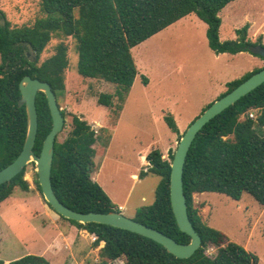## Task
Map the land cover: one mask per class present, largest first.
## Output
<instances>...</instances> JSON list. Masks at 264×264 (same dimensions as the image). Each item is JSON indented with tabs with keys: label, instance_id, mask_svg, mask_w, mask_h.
<instances>
[{
	"label": "trees",
	"instance_id": "obj_1",
	"mask_svg": "<svg viewBox=\"0 0 264 264\" xmlns=\"http://www.w3.org/2000/svg\"><path fill=\"white\" fill-rule=\"evenodd\" d=\"M235 1L41 0L45 17L23 27H12L6 14L0 10V171L20 155L27 135L26 108L18 106L21 80L28 75L49 83L57 101L65 92V72L69 66L67 46L59 44L54 55L38 64L40 55L55 35L75 40L80 76L115 85V92L101 94L98 104L105 108L116 107V117H119L139 73L132 50L189 15L194 14L207 25L208 44L217 55L251 53V47L264 46L262 38L255 42L248 38V25L236 31V40H220V13ZM32 55L35 58L32 59ZM255 56L264 60L259 55ZM261 69L227 83V91L220 97ZM142 81L148 83L144 76ZM115 100L121 104L116 106ZM36 106L38 132L34 151L40 155L43 142L52 129L44 93H38ZM252 112H255L254 118L250 117ZM164 120L180 141L182 136L174 116H165ZM72 124L73 130L65 141L55 144L51 180L56 196L79 213L120 212L92 179L96 169L94 159L103 152V147L97 145L99 137L88 122L77 116L73 117ZM173 158L174 152H170L169 160L163 159L158 149L147 156L149 167L146 172H141L140 177L153 174L160 181L153 204L140 207L133 219L178 243L188 244L191 238L180 231L171 207ZM26 169L10 184L0 185V204L9 199L17 188L23 192L32 190L25 179ZM183 182L189 218L202 239L201 248L189 259H179L157 242L127 230L98 223L81 224L60 217L95 235V247L104 242L98 264H259L255 254L203 222L195 206V195L218 193L240 201L248 194L264 207V83L198 133L186 158ZM36 186L42 194L38 177ZM209 248L216 249L214 255L207 254ZM0 264L5 262L0 259ZM10 264L50 263L41 257L28 255Z\"/></svg>",
	"mask_w": 264,
	"mask_h": 264
},
{
	"label": "rangeland",
	"instance_id": "obj_2",
	"mask_svg": "<svg viewBox=\"0 0 264 264\" xmlns=\"http://www.w3.org/2000/svg\"><path fill=\"white\" fill-rule=\"evenodd\" d=\"M0 10L12 27L31 26L45 17L41 0H0ZM220 18L222 42L236 40V31L248 25V38L253 42L262 38L264 44V0H236L220 13ZM61 43L68 48L69 66L65 92L58 97L66 122L56 142L61 144L69 136L74 116L89 124L103 120V128H92L98 131L97 145L104 148L102 155L94 159L92 179L117 208L124 207L120 212L131 219L140 207L153 204L160 181L153 174L140 177L142 171L148 170L147 156L158 149L163 159L169 160L170 152L175 153L179 144V136L169 129L164 117L174 116L182 136L227 91V83L264 68V60L258 65L257 56L249 52L215 54L208 44L207 25L194 14L189 15L132 50L139 73L118 118L116 107L98 104V97L113 94L115 85L78 74L73 38L55 35L38 64L54 55ZM143 76L148 79L147 84L143 83ZM120 104L115 100L116 106ZM143 155L146 158L142 160ZM36 170L35 163L27 165L25 179L31 185L30 192L17 188L11 198L0 204V259L34 255L50 264H79L86 253H79L78 259L67 257L66 226L63 222L53 224L45 215L47 202L37 189ZM133 174L139 178L134 179ZM195 206L205 224L226 234L232 242L255 254L259 264H264V207L253 197L245 194L236 201L226 195L206 193L195 195ZM86 246L82 241L78 249ZM214 252L209 248L207 253ZM95 260L91 254L85 264H98Z\"/></svg>",
	"mask_w": 264,
	"mask_h": 264
},
{
	"label": "water",
	"instance_id": "obj_3",
	"mask_svg": "<svg viewBox=\"0 0 264 264\" xmlns=\"http://www.w3.org/2000/svg\"><path fill=\"white\" fill-rule=\"evenodd\" d=\"M250 51L251 53L264 58V46L257 45L251 47ZM27 55L28 57L30 56L29 53ZM263 83L264 68L254 73L231 92L213 102L197 119H195L193 123L190 124L179 141L171 165L170 200L173 214L180 231L186 233L191 238V241L188 244L178 243L166 234L143 223L137 222L134 219L128 218L121 212L79 213L70 209L58 199L53 189L51 173L55 144L58 135L62 132L65 126V116L58 105L56 95L50 84L38 79H32L28 75L25 76L19 84L21 98L18 100V106H25L27 112L26 139L20 155L11 164L0 171V185L5 183L10 184V182L19 175L27 165L35 163L37 166L36 174L43 197L49 207L58 215L81 224L98 223L136 233L157 242L170 254L179 259H189L201 248L202 239L189 218L186 196L184 194L183 175L188 152L198 133L211 120L229 107L233 106L242 97H245ZM39 92L44 93L47 98L52 118V129L43 142L40 155H37L34 148L38 132L36 98Z\"/></svg>",
	"mask_w": 264,
	"mask_h": 264
},
{
	"label": "crops",
	"instance_id": "obj_4",
	"mask_svg": "<svg viewBox=\"0 0 264 264\" xmlns=\"http://www.w3.org/2000/svg\"><path fill=\"white\" fill-rule=\"evenodd\" d=\"M186 18V17H185ZM184 19V18H183ZM181 21V20H180ZM235 39L237 38V36L234 37ZM251 41H254L253 39H251ZM243 52L239 53L242 54ZM236 54V55H239ZM258 57H255V60H257L256 62H258V65L261 64L262 59H257ZM242 77V76H241ZM240 78V77H239ZM224 88V87H223ZM123 109H124V105H123ZM122 109V111H123ZM119 114V117H121V113ZM92 124V123H90ZM92 128H96L97 126H99L100 128H103V120H100V122H98V124H95V122L91 125ZM104 150V148H103ZM142 160L144 158H146V155L141 157ZM93 175V174H92ZM132 177L134 179H138L139 176L137 174H133ZM93 178V177H92ZM94 180V179H93ZM95 181V180H94ZM30 192V191H29ZM15 194V192H14ZM13 194V195H14ZM12 195V196H13ZM199 196H203V194L199 195ZM11 198V197H10ZM8 200V199H7ZM142 201H146L145 197L142 198ZM121 209V211H124V207L119 208ZM45 215L49 218H51V222L54 223H58V222H63V224L66 226L67 229V234H65V238L64 240L67 241L66 245H65V249L69 250V253H67V257L68 258H74V259H78L77 256H80L79 253L84 252V254L86 253L85 257L81 260V262L79 264H85V259H88V257L92 254L94 256V259H96L95 261L97 262L99 259V252L100 249L104 246V243H100V245L98 247L94 246V243L91 241L90 239V233H88V231L84 230V229H80L77 226L71 224L70 222L63 220L60 215H58L55 211H53L49 205L47 204L46 207L43 208ZM123 213V212H122ZM133 219V218H132ZM71 238V239H70ZM82 241H85L87 243V246L81 250L78 249L80 242L82 243ZM1 243V240H0ZM91 248L88 251V249ZM55 252H58L57 250H53ZM24 256H19L17 258H13V259H8V260H4L5 264H10L12 261L18 260L20 258H22ZM97 257V258H96Z\"/></svg>",
	"mask_w": 264,
	"mask_h": 264
},
{
	"label": "built area",
	"instance_id": "obj_5",
	"mask_svg": "<svg viewBox=\"0 0 264 264\" xmlns=\"http://www.w3.org/2000/svg\"><path fill=\"white\" fill-rule=\"evenodd\" d=\"M250 117L251 118H254L255 117V112H252L251 114H250ZM94 132L97 134L98 133V131H97V129L96 130H94ZM90 239H91V241L93 242V243H95L96 241H97V237L95 236V235H92V234H90ZM102 243H104V242H102ZM214 250H215V252H216V249L215 248H213ZM209 250V249H208ZM208 252V251H207ZM215 252H214V254H215ZM208 254V253H207ZM209 256H212V255H210V253L208 254Z\"/></svg>",
	"mask_w": 264,
	"mask_h": 264
}]
</instances>
